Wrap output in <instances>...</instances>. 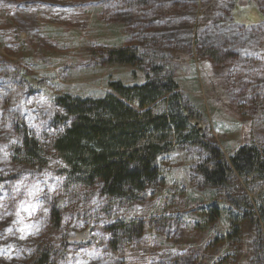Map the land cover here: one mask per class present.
Masks as SVG:
<instances>
[{
  "label": "rangeland",
  "instance_id": "rangeland-1",
  "mask_svg": "<svg viewBox=\"0 0 264 264\" xmlns=\"http://www.w3.org/2000/svg\"><path fill=\"white\" fill-rule=\"evenodd\" d=\"M124 47L140 65L109 63ZM152 65L176 79L192 122L227 162L243 145L264 157V0H0V264H30L44 249L55 264H264L248 186L231 172L226 188L204 187L200 149L162 157L163 182L112 207L96 189L65 196L53 158L35 168L13 161L23 130L48 150L55 96L115 94L111 81L143 85ZM212 203L230 212L207 221ZM234 215L245 220L230 240ZM119 220L141 231L114 249L107 227ZM81 235L88 244L74 245Z\"/></svg>",
  "mask_w": 264,
  "mask_h": 264
},
{
  "label": "trees",
  "instance_id": "trees-1",
  "mask_svg": "<svg viewBox=\"0 0 264 264\" xmlns=\"http://www.w3.org/2000/svg\"><path fill=\"white\" fill-rule=\"evenodd\" d=\"M248 16L240 13L244 21L247 17L252 21L253 16ZM107 56L110 64L140 65L135 48H117ZM148 70L143 85L128 86L121 81H111L109 87L115 94L106 93L100 98L68 93L55 96L53 103L61 115L54 120L56 133L47 145L48 150L23 130L20 144L13 150V161L20 167L35 168L45 165L49 157L53 158L62 168L65 196L68 192L76 194L96 189L107 206L112 207L133 204L150 187L163 182L161 158L189 145L208 157L196 167L197 179L204 187L226 188L231 172L246 183L257 205L256 213L264 233V157L261 152L254 145H243L227 162L219 149L205 142L203 131L192 122L179 85L168 69L152 65ZM59 207L51 210L55 229L62 222ZM206 208H210L207 221L221 211L226 216L230 212L214 203ZM244 213L251 215L246 208ZM244 220L241 215L232 216L230 240L238 236L239 225ZM107 230L114 239L112 247L115 249L117 244L131 242L141 228L133 221L119 220ZM71 242L88 244L85 235ZM52 257V252L44 249L35 254L30 264H55ZM229 259L230 256H226L220 262Z\"/></svg>",
  "mask_w": 264,
  "mask_h": 264
}]
</instances>
